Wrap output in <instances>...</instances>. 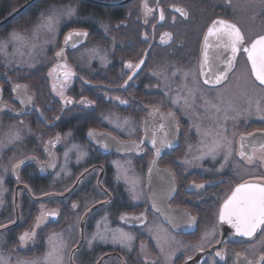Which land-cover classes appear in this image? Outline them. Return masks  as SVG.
<instances>
[{
    "label": "flooded vegetation",
    "instance_id": "1",
    "mask_svg": "<svg viewBox=\"0 0 264 264\" xmlns=\"http://www.w3.org/2000/svg\"><path fill=\"white\" fill-rule=\"evenodd\" d=\"M93 1L111 5L62 11L44 84L0 75V264H45L54 245L62 264H264V232L240 237L219 221L236 186L264 183V87L242 49L216 83L232 53L215 36L205 41L223 20L248 47L264 34V0ZM71 31L87 35L64 48L56 69ZM222 99L235 116L212 111L225 120L211 137L220 147L206 153L197 123L209 127L206 108ZM14 128L19 142L3 136ZM117 141L128 149L115 151ZM152 166L174 183L170 199H148ZM122 169L140 176L141 200L129 196Z\"/></svg>",
    "mask_w": 264,
    "mask_h": 264
},
{
    "label": "snow or ice",
    "instance_id": "2",
    "mask_svg": "<svg viewBox=\"0 0 264 264\" xmlns=\"http://www.w3.org/2000/svg\"><path fill=\"white\" fill-rule=\"evenodd\" d=\"M145 7L147 6L145 5ZM149 11L151 10L149 9ZM67 15H74V9H70ZM163 18V14H161V19ZM57 22L58 20L56 17L50 16L47 18L46 23L38 27H46L51 31L53 25ZM73 35L84 36L87 35V33H69V35L65 37V43H67ZM209 36H215L216 39L222 43V46L225 49H230L232 53L227 61L228 68H225L224 71L216 77V83H220L221 79L224 78L225 73L230 70L233 61L236 59V54L242 49L243 52L247 53V59L251 63L252 73L256 80L259 81L261 85H264V36H259L257 39L253 40L250 47H244L245 37L241 30L235 24L223 20L213 21L212 26L209 27L208 33L205 36L206 42ZM10 37L12 40L22 39L18 33H11ZM61 54L62 53H57V55ZM138 66L139 65H137V67ZM127 67H132V65L129 64ZM205 83H209V80L206 79ZM257 111H260L259 106H257ZM260 118L264 119V116ZM153 143L155 144V141ZM170 146L171 145H169V147ZM215 147H220V144L216 143ZM241 148H244L243 143L241 144ZM260 150L264 152V145H261ZM253 151H255V149ZM157 154L159 155V149H157ZM239 155L249 163L253 162V155H246L243 150L240 151ZM261 159H264V157H261ZM51 215L54 216L55 213H51ZM219 221L228 224L235 230L234 235L240 237L253 238L258 232H264V183L253 182L238 185L231 196H229L221 206L219 210ZM30 238L31 236L29 233L25 232L20 236V241L24 242L26 239ZM120 239L122 241L130 240L131 237L126 233H121ZM61 247L62 245L53 246V249L45 256V264H62V257L59 256ZM216 255L220 256L221 259L224 258L220 252H217ZM260 259L264 260V256ZM249 264H251V262H249Z\"/></svg>",
    "mask_w": 264,
    "mask_h": 264
},
{
    "label": "rangeland",
    "instance_id": "3",
    "mask_svg": "<svg viewBox=\"0 0 264 264\" xmlns=\"http://www.w3.org/2000/svg\"><path fill=\"white\" fill-rule=\"evenodd\" d=\"M46 20L47 19L42 20V22L29 32V34H21L19 32L11 31V33H18L22 39L12 40L10 37L7 41L0 42V66L16 69L15 79H21L20 74L23 73L24 69L32 70L36 67H46L48 63L51 62L48 54L49 50L53 52L57 51L56 46L58 44L60 33L59 20L53 25L51 31L46 27H38L39 25L46 23ZM54 67L56 69L61 68V64L57 62ZM223 101L227 100L222 99L221 102L214 103L211 107L206 108L207 111H209L211 119L209 127H202L201 120L197 123V132L204 134L202 136V142L204 143V145H202V150L206 153L212 152L217 148L215 145L219 142L216 140L213 141L211 137L213 135H221V127L223 125V120H225V116L223 117V115L219 118H215L212 111L215 109V111H218L219 113L224 112L225 115H229L232 119L235 116L234 107L231 104L225 105ZM16 131L15 128L13 130L11 129V131L4 132L3 136L5 139L11 140L10 142H19L21 136L17 135ZM121 174L130 183L129 196L133 198V200H141L144 196V190L139 182L140 176L130 173L125 169L121 170ZM194 181L195 183L199 182L198 179H195Z\"/></svg>",
    "mask_w": 264,
    "mask_h": 264
},
{
    "label": "trees",
    "instance_id": "4",
    "mask_svg": "<svg viewBox=\"0 0 264 264\" xmlns=\"http://www.w3.org/2000/svg\"><path fill=\"white\" fill-rule=\"evenodd\" d=\"M29 0H0V20L13 13L23 4ZM94 4V3H93ZM93 4L88 2H82L80 0H36L29 5L22 13H20L15 19L0 28V42L7 41L10 38L11 31L19 32L21 34H29L42 20L47 19L50 16H54L57 20H60L62 11L72 7L82 6L79 8L85 15L92 14ZM98 15V12L95 11ZM43 68L36 67L32 70H25L20 74V78L27 84L36 81L44 84L43 82ZM5 74L13 79L16 78V69L5 68L0 66V75Z\"/></svg>",
    "mask_w": 264,
    "mask_h": 264
},
{
    "label": "water",
    "instance_id": "5",
    "mask_svg": "<svg viewBox=\"0 0 264 264\" xmlns=\"http://www.w3.org/2000/svg\"><path fill=\"white\" fill-rule=\"evenodd\" d=\"M34 1L36 0H29L27 1L25 4H23L21 7H19L17 10H15L13 13H11L10 15L6 16L5 18H3L2 20H0V28L5 26L6 24H8L9 22H11L13 19H15L20 13H22L29 5H31ZM83 1H88V2H91V3H94V4H101V5H111V4H108V3H99V2H96V1H93V0H83ZM131 0H124V1H121L119 3H117L116 5H122V4H125L127 2H129ZM74 32H80V31H71V32H68L66 36L69 35V33H74ZM261 36H264L261 35ZM65 37L63 39V43H62V49L58 52V53H62L61 55L64 56V48L66 47H70V48H74L76 47L77 45H79L82 41H84L86 35L84 36H75L73 35L71 37V39L68 40L67 43H65ZM251 44L248 46L250 47ZM245 47V46H244ZM245 53V52H244ZM61 55H57L56 54V58H57V62L58 63H61L62 59H61ZM246 55V59H247V53H245ZM64 59V57H63ZM248 61V59H247ZM249 63V66H250V69H251V72H252V66H251V63L248 61ZM204 64V61L202 60L201 61V65ZM252 76L253 78L256 80L255 76L253 75L252 73ZM0 78H2V76H0ZM207 76L205 75H202V79L203 81L205 82ZM224 79V78H223ZM257 81V80H256ZM257 83L264 87V85H261L259 83V81H257ZM20 90L21 92H23L24 94H27L29 96V98L31 99V95L28 94V88L24 85H15L14 88L12 89L13 93H16V91ZM1 99H2V89H1V86H0V102H1ZM171 115V114H170ZM172 116V115H171ZM171 128L168 129V131L170 133H174L176 134L177 130H176V122L174 123V118H173V121H172V124H171ZM174 125V126H173ZM175 127V128H174ZM129 144L128 142L126 143H120L117 141V144H116V147H115V151H122V150H126L128 149L129 147ZM21 164H19L17 167H19ZM16 167V168H17ZM153 166L151 167V170L148 172V175H149V180H148V183L146 184L145 186V192H146V195L148 197L149 200H168L172 197L173 195V192L175 191V185L174 183L171 182V184H169L168 186V183L163 180L160 176L159 173H156L153 171ZM165 175L167 174L168 176L170 175L169 172L167 171H163V174L162 175ZM237 187V186H236ZM235 187V188H236ZM234 188V189H235ZM234 191V190H233ZM162 194L165 195V198H161L162 197ZM232 194V193H231ZM231 194L229 196H231ZM228 199V198H227ZM226 199V200H227ZM232 229V228H231ZM234 231V230H233ZM235 232V231H234Z\"/></svg>",
    "mask_w": 264,
    "mask_h": 264
}]
</instances>
